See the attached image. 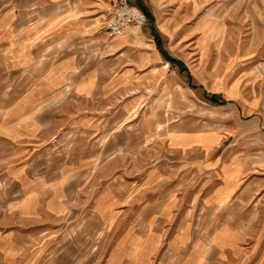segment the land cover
Segmentation results:
<instances>
[{
  "label": "crops",
  "instance_id": "0c3cea01",
  "mask_svg": "<svg viewBox=\"0 0 264 264\" xmlns=\"http://www.w3.org/2000/svg\"><path fill=\"white\" fill-rule=\"evenodd\" d=\"M117 1L0 0V87H11L3 107L0 89V264H264V200L242 204L264 190L247 189L250 148L237 140L241 123L260 117L236 107L221 126L173 127L141 144V135L162 131L146 119L141 128V110L134 114L141 40L137 60L118 75L112 56H88L91 44L108 41ZM158 1L136 0L148 23L114 39L141 38L146 27L165 62L157 42L169 41V53L173 35ZM100 93L117 104L99 109ZM120 125L116 140L99 143L106 126ZM126 143L134 149L101 158ZM82 207L89 231L104 224L99 253L83 254L80 225H67Z\"/></svg>",
  "mask_w": 264,
  "mask_h": 264
},
{
  "label": "rangeland",
  "instance_id": "374dc122",
  "mask_svg": "<svg viewBox=\"0 0 264 264\" xmlns=\"http://www.w3.org/2000/svg\"><path fill=\"white\" fill-rule=\"evenodd\" d=\"M129 1L136 4V0ZM204 1H158L161 25L173 35L171 47L174 52L168 48V53L165 49L169 41L160 42L166 52L177 59L175 64L169 59L162 62L153 54L154 47L148 37L143 36L146 27L142 28L141 38H138L139 35H129L118 40L109 36L106 43L95 42L91 44L92 51L88 56L99 63L105 61L106 56H112L113 73L118 75L124 66L134 64L137 60L136 46L141 40V86L130 90H141V103H137L139 107L134 114L141 110V128L147 125L143 124L145 119L158 122V127L162 128L160 133L146 132V135H141V144L150 143L166 129L173 127L205 129L221 126L218 120L230 117L233 111H237L236 107L241 111L246 109L248 115H258L259 123H241L242 131L237 137L245 145L243 147L250 148L243 151L249 154V164L243 166L246 183L250 184L247 189L258 192L264 190V0H209L208 7L203 6ZM251 19L253 21H249ZM128 48L135 54L131 56L126 51ZM157 48L160 50L158 42ZM182 63L185 71H181ZM174 73L190 90L176 80ZM10 88L9 85L0 87L4 95L2 107L7 98L6 91ZM101 95L98 97L99 109L106 111L111 104H117L105 100ZM211 95L221 102L213 104L208 101L207 97ZM229 104L233 105L232 110L226 107ZM217 106L223 108L215 109ZM108 126L99 143H103L107 137L116 140L121 134V125L115 126L113 130ZM122 147L120 144L115 149L101 151V158L134 149L127 143L126 150ZM250 200L259 203L264 199H242L244 207L252 205L248 203ZM229 214L232 216V212ZM67 221V225H80L83 254L100 252L101 240L105 238L103 223L97 222V233L89 231L87 227L91 225V218L84 207L73 210ZM91 240L94 241L93 245L89 244ZM96 240L98 242L95 244Z\"/></svg>",
  "mask_w": 264,
  "mask_h": 264
},
{
  "label": "built area",
  "instance_id": "2783aa9c",
  "mask_svg": "<svg viewBox=\"0 0 264 264\" xmlns=\"http://www.w3.org/2000/svg\"><path fill=\"white\" fill-rule=\"evenodd\" d=\"M148 23L146 13L129 0H118L106 20V30L112 37L123 35L130 26L141 27Z\"/></svg>",
  "mask_w": 264,
  "mask_h": 264
},
{
  "label": "trees",
  "instance_id": "16d2710c",
  "mask_svg": "<svg viewBox=\"0 0 264 264\" xmlns=\"http://www.w3.org/2000/svg\"><path fill=\"white\" fill-rule=\"evenodd\" d=\"M155 37H156V36H155ZM158 46H159L160 51L165 55V57H168L169 60H171V61H176V60H177V59L171 57V56L166 52V50L162 47L161 42L158 43ZM179 64H181V63H179ZM182 66H183V67H182ZM182 66H181V71H185V67H184L183 63H182ZM207 100L210 101V102H212L213 104H218V103L221 102V100H218V99L216 98L215 95H211L210 97H207Z\"/></svg>",
  "mask_w": 264,
  "mask_h": 264
}]
</instances>
